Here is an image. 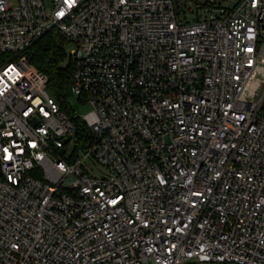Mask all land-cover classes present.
<instances>
[{
    "label": "built area",
    "instance_id": "obj_1",
    "mask_svg": "<svg viewBox=\"0 0 264 264\" xmlns=\"http://www.w3.org/2000/svg\"><path fill=\"white\" fill-rule=\"evenodd\" d=\"M0 264H264V0H0Z\"/></svg>",
    "mask_w": 264,
    "mask_h": 264
},
{
    "label": "trees",
    "instance_id": "obj_2",
    "mask_svg": "<svg viewBox=\"0 0 264 264\" xmlns=\"http://www.w3.org/2000/svg\"><path fill=\"white\" fill-rule=\"evenodd\" d=\"M64 48L65 44L59 35L55 31H50L28 49L27 59L31 65L47 77V93L61 105L66 113H69L63 89L70 82L72 64L69 59L68 63L63 65L66 58ZM75 125L79 134L81 124L75 121Z\"/></svg>",
    "mask_w": 264,
    "mask_h": 264
},
{
    "label": "rangeland",
    "instance_id": "obj_3",
    "mask_svg": "<svg viewBox=\"0 0 264 264\" xmlns=\"http://www.w3.org/2000/svg\"><path fill=\"white\" fill-rule=\"evenodd\" d=\"M64 49L66 52V58L64 59L63 65H66V63L69 61V52L73 50V46L68 45L65 46ZM63 93L69 109L75 111L77 116L83 118V116L90 112V105L84 104L78 99V97L72 92V86L70 84H66L64 86Z\"/></svg>",
    "mask_w": 264,
    "mask_h": 264
}]
</instances>
